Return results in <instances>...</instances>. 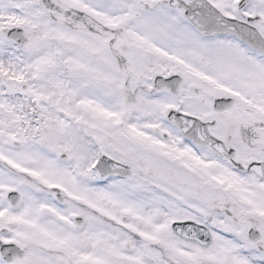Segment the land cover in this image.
Segmentation results:
<instances>
[{
	"label": "snow or ice",
	"instance_id": "6c2138e0",
	"mask_svg": "<svg viewBox=\"0 0 264 264\" xmlns=\"http://www.w3.org/2000/svg\"><path fill=\"white\" fill-rule=\"evenodd\" d=\"M0 264H264V0H0Z\"/></svg>",
	"mask_w": 264,
	"mask_h": 264
}]
</instances>
